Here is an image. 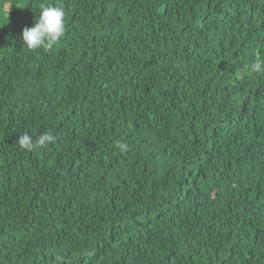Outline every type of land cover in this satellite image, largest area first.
<instances>
[{
	"label": "trees",
	"instance_id": "16d2710c",
	"mask_svg": "<svg viewBox=\"0 0 264 264\" xmlns=\"http://www.w3.org/2000/svg\"><path fill=\"white\" fill-rule=\"evenodd\" d=\"M257 59L264 0H0V264H264Z\"/></svg>",
	"mask_w": 264,
	"mask_h": 264
},
{
	"label": "clouds",
	"instance_id": "9594fccd",
	"mask_svg": "<svg viewBox=\"0 0 264 264\" xmlns=\"http://www.w3.org/2000/svg\"><path fill=\"white\" fill-rule=\"evenodd\" d=\"M11 6H9L10 11ZM66 32L65 11L62 6H42L38 19L31 27H24L22 30L21 41L28 49L35 50L39 48L52 49L58 44ZM251 71L255 73H264V61L257 59L251 64ZM55 138L48 133L41 134L37 139L29 134L19 137V145L22 149L31 151L36 146L47 147L54 143ZM119 149L123 152L127 145L118 144Z\"/></svg>",
	"mask_w": 264,
	"mask_h": 264
}]
</instances>
